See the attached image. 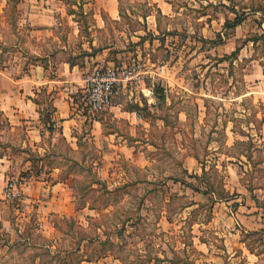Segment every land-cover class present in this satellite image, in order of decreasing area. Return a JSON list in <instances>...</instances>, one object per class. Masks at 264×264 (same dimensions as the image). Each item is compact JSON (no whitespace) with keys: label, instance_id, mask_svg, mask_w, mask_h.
<instances>
[{"label":"rangeland","instance_id":"rangeland-1","mask_svg":"<svg viewBox=\"0 0 264 264\" xmlns=\"http://www.w3.org/2000/svg\"><path fill=\"white\" fill-rule=\"evenodd\" d=\"M47 5L57 9L52 32L32 33L31 7ZM260 6L0 0V70L15 79L41 51L52 69L70 58L88 75L115 70L113 103L137 116L130 124L95 113L101 126L82 153L55 137L59 158L49 166L68 189L61 201L46 192L0 202V264H264V12H250ZM231 9L249 15L227 29ZM5 112L0 139L19 145L23 133Z\"/></svg>","mask_w":264,"mask_h":264},{"label":"crops","instance_id":"crops-1","mask_svg":"<svg viewBox=\"0 0 264 264\" xmlns=\"http://www.w3.org/2000/svg\"><path fill=\"white\" fill-rule=\"evenodd\" d=\"M45 8L31 7L29 27L32 33L44 36L52 32L57 9L52 5ZM262 27L264 28V21ZM41 43L47 44V41ZM65 50L67 47L63 44L58 52L63 54ZM33 54L34 63L29 66L27 72L15 79L10 76L12 72L0 70V111H11V117L7 112L4 113L8 118L10 130L15 132L20 128L24 137L19 141V145H16L18 140L15 137L10 141L0 139L5 151L0 153V202L10 201L5 197L6 185L9 179H16L15 177L24 182L23 186L19 184V188L27 201L26 204L30 203L32 197L44 196L46 192L55 193L51 199L55 200L57 197L61 201L68 189V180L66 178L58 180V174H61L62 170L54 165L49 166L51 160L59 158L54 149L55 137L60 136L71 151L82 153L86 137L90 138L94 147V128L99 129L102 122V118H96L86 113L83 108H78L77 100L80 94L81 97L83 95L88 77L82 66L69 58L57 61L56 67L52 69L51 53L41 51ZM90 60L97 62L99 58ZM261 75L264 78L263 70ZM6 78L11 81L8 86L5 85ZM247 94L252 95L250 92L245 95ZM49 100H52L55 112L50 116L51 122L46 124L41 115L44 108L48 109ZM80 109H83L84 114ZM107 110L115 112V118L120 116V119H127L125 115H128L130 124L137 119L135 113L127 114L115 103ZM50 124L53 125L52 130L48 129ZM82 132L86 134L80 135ZM9 151L18 152L20 161H16ZM14 163L19 165L15 172L12 169ZM36 167L38 171L34 172ZM102 264L108 263L103 261Z\"/></svg>","mask_w":264,"mask_h":264},{"label":"built area","instance_id":"built-area-1","mask_svg":"<svg viewBox=\"0 0 264 264\" xmlns=\"http://www.w3.org/2000/svg\"><path fill=\"white\" fill-rule=\"evenodd\" d=\"M118 73L108 69L105 73L101 70H93L86 79V87L81 97L82 104L87 113H103L112 106L114 85L117 82ZM6 199L13 202H23L25 199L16 181L10 179L6 185Z\"/></svg>","mask_w":264,"mask_h":264},{"label":"trees","instance_id":"trees-1","mask_svg":"<svg viewBox=\"0 0 264 264\" xmlns=\"http://www.w3.org/2000/svg\"><path fill=\"white\" fill-rule=\"evenodd\" d=\"M242 11H245V8H242ZM264 12V6H260V7H258V8H256V9H251L250 10V12ZM231 12L235 15V19L232 21V22H228V26H226V28L227 29H233V28H235V27H238V26H240L243 22H244V20H245V18H246V16L247 15H249V14H246L245 12H243L242 14H239V12L238 11H236L235 9H231ZM263 17H264V14H263ZM239 52V49H236L234 52H233V54H232V57L233 56H236L237 55V53ZM227 58H229V57H225V59L224 60H226ZM263 74H264V69H263ZM139 110V109H138ZM55 112V109H54V107L52 106V100H49V102H48V109H47V113H46V115H44L43 116V118H42V120L47 124V123H50L51 122V114H53ZM136 113H137V111H135ZM261 123V122H260ZM52 127H53V125L52 124H50V127L48 128L49 130H52ZM124 223L125 222H123L121 225L122 226H124ZM124 229H123V227L121 228V229H119V231L117 232L118 234H117V236L118 237H121V235H122V231H123Z\"/></svg>","mask_w":264,"mask_h":264}]
</instances>
